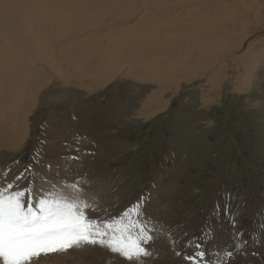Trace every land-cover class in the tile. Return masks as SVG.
I'll use <instances>...</instances> for the list:
<instances>
[{"label":"rangeland","instance_id":"374dc122","mask_svg":"<svg viewBox=\"0 0 264 264\" xmlns=\"http://www.w3.org/2000/svg\"><path fill=\"white\" fill-rule=\"evenodd\" d=\"M4 1L0 39L15 33L11 46L32 62L22 75L41 82L31 107L30 79L0 103V122L14 120L7 130L21 105L29 111L26 140L0 145V185L9 169L7 181L23 189L34 179L37 195L49 188L41 177L83 178L85 198L100 208L93 218L147 199L146 214L163 222L155 264H187L168 248V225L181 241L211 226L209 261L214 246H230L233 229L213 209L231 193L247 244L233 264H264V0ZM74 147L81 160L65 172L62 157ZM36 153L43 162L15 180ZM71 250L39 264H70ZM90 250L81 264H106L110 254Z\"/></svg>","mask_w":264,"mask_h":264},{"label":"snow or ice","instance_id":"6c2138e0","mask_svg":"<svg viewBox=\"0 0 264 264\" xmlns=\"http://www.w3.org/2000/svg\"><path fill=\"white\" fill-rule=\"evenodd\" d=\"M64 147H68L66 141ZM82 151L74 147L62 157L69 165L63 169L65 172L71 171V164L79 163ZM42 162V155L36 153L32 164L15 180L23 178L24 173H34V166ZM44 166L51 170V163ZM10 171L4 172L5 183L0 185V264H39L42 257L51 253L96 247L110 254L106 264H112L116 258L123 264H155L153 258L159 259V250L152 246L159 239L156 234L161 231L157 225L163 226V222L146 214L147 199L141 197L117 216L93 218L91 214L100 208L85 198V179L68 180L58 175L57 182H52L41 177V183L49 184V188L37 195L34 179L21 189L7 181ZM226 197L222 206L218 203L213 209V216H223L233 229L231 245L222 249L214 246L212 254L217 258L209 261L206 245L216 235L211 226L202 230V239L181 241L179 236L171 234V229L178 225H168L169 233L165 238L174 256L187 264H233L237 255H246V237L238 228L239 212L233 211L232 194L227 193ZM259 228L264 232V222ZM247 239L255 244L259 236L254 233ZM183 248L192 251L185 252Z\"/></svg>","mask_w":264,"mask_h":264},{"label":"bare ground","instance_id":"6f19581e","mask_svg":"<svg viewBox=\"0 0 264 264\" xmlns=\"http://www.w3.org/2000/svg\"><path fill=\"white\" fill-rule=\"evenodd\" d=\"M15 1V0H14ZM5 4L7 3V0L4 1ZM14 3V2H12ZM16 5V4H15ZM73 5V4H72ZM22 7V6H20ZM5 7H3V5H0V26H4L6 25L5 23V19H6V13L4 11ZM145 10V9H144ZM8 16H11L12 14L10 13V11L7 13ZM21 18V17H20ZM7 29V27H6ZM4 33V30H3ZM95 33V32H94ZM5 35V34H4ZM15 33L11 30H7V34L5 36V38L3 39V41L0 39V44H5V47L3 45V49L0 47V79H2L0 82V103L1 104H5L6 102H10L12 97H14L13 95L19 90L22 89L21 88V80H24V82L27 79H30V76H25L22 75V68H27L32 66L31 65V61L27 60L25 58V55L22 56L20 55L21 53H17V51L15 50V48H13L14 45L11 43V39H14L15 37ZM48 39V38H47ZM75 39V38H74ZM73 39V40H74ZM78 41V40H77ZM13 42V41H12ZM15 42V40H14ZM40 44L41 47L42 46V39H40ZM1 44V45H2ZM44 45V44H43ZM68 45V44H66ZM27 47V45H26ZM30 47V46H29ZM39 49V48H38ZM16 58V59H20L21 65L19 63L20 66L17 65V60H16V65L17 67H14L16 65H13V63L11 64L9 59L11 57ZM18 58H17V57ZM18 59V60H19ZM15 60V59H14ZM13 61V58H12ZM4 66V67H3ZM90 68V67H89ZM6 75H3L5 72H7ZM117 72V71H116ZM115 72V73H116ZM19 75L22 76L23 79H19L17 78L15 75ZM18 76V77H19ZM21 77V78H22ZM41 81L38 80H31L30 79V85L28 86V96H27V103H30V107L35 103L36 99H37V95L40 91V87H39V83ZM23 83V82H22ZM21 91V90H20ZM17 94V93H16ZM22 94V92H21ZM16 97V96H15ZM16 100V99H15ZM12 102V101H11ZM10 102V103H11ZM9 103V104H10ZM14 104V103H13ZM7 105V104H6ZM3 107V106H1ZM29 107V108H30ZM4 109V108H3ZM11 109V108H10ZM24 107L23 105H21L20 110H19V114H21V116L18 119V122L15 121V129L12 130V128H9L8 130L6 129V127L8 126L9 122H14V120L11 121L10 117L8 116H4L5 120H3L2 122H0V145L3 148H6V150H13L16 149L18 147V145L22 142L26 140L27 137V133H28V125H26V118L29 115V111L26 109V112L23 111ZM6 111V110H5ZM13 112V111H12ZM15 113V112H14ZM13 113V114H14ZM12 114V115H13ZM17 115V114H16ZM15 116V115H14ZM17 117V116H16ZM15 119V118H14ZM58 153V152H57ZM81 172V171H80ZM85 185V184H84ZM92 250V249H91ZM90 248H85V249H76V250H71L69 251V255L72 256L73 258L70 260L69 259V263L70 264H81V257H83L85 255V253L91 251ZM94 252V251H93ZM56 258V257H54ZM59 258V257H58ZM71 258V257H70ZM57 259V258H56ZM53 260V262L55 264H57L58 262H60L61 259L58 260ZM50 260V259H49ZM52 261V260H51ZM58 261V262H57Z\"/></svg>","mask_w":264,"mask_h":264}]
</instances>
